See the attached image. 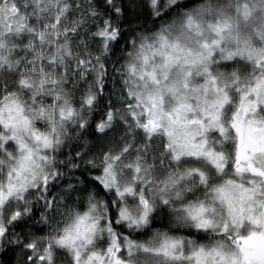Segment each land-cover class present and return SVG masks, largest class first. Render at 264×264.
<instances>
[{
	"label": "snow or ice",
	"instance_id": "6c2138e0",
	"mask_svg": "<svg viewBox=\"0 0 264 264\" xmlns=\"http://www.w3.org/2000/svg\"><path fill=\"white\" fill-rule=\"evenodd\" d=\"M0 264H264V0H0Z\"/></svg>",
	"mask_w": 264,
	"mask_h": 264
},
{
	"label": "trees",
	"instance_id": "16d2710c",
	"mask_svg": "<svg viewBox=\"0 0 264 264\" xmlns=\"http://www.w3.org/2000/svg\"><path fill=\"white\" fill-rule=\"evenodd\" d=\"M97 115H99V113H97Z\"/></svg>",
	"mask_w": 264,
	"mask_h": 264
}]
</instances>
